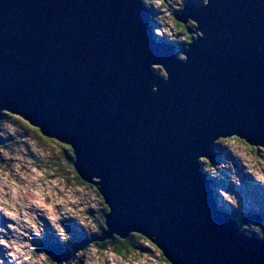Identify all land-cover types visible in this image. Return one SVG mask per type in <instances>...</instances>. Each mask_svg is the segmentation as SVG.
I'll use <instances>...</instances> for the list:
<instances>
[{
	"label": "water",
	"instance_id": "95a60500",
	"mask_svg": "<svg viewBox=\"0 0 264 264\" xmlns=\"http://www.w3.org/2000/svg\"><path fill=\"white\" fill-rule=\"evenodd\" d=\"M152 16L142 0H0V119L71 149L110 208L99 241L135 232L169 264H264L200 163L220 139L264 147V0H189L173 18L193 24L185 61Z\"/></svg>",
	"mask_w": 264,
	"mask_h": 264
},
{
	"label": "rangeland",
	"instance_id": "374dc122",
	"mask_svg": "<svg viewBox=\"0 0 264 264\" xmlns=\"http://www.w3.org/2000/svg\"><path fill=\"white\" fill-rule=\"evenodd\" d=\"M165 1L163 6L156 7L149 3L156 9L157 16L154 20L158 27L156 29L166 31L167 28L169 33L174 34L178 38L177 41L181 42L184 36L172 29V17L173 12L180 9L179 4L182 0ZM169 8L172 12H169ZM191 35L193 37V34ZM153 69L156 74L165 77L160 67L153 66ZM0 135V197L9 199L11 203L10 196L6 195L9 189L3 184V174L7 172L8 179L15 182L18 189L26 187L44 193V204L47 205L55 199L62 201L59 204H52L51 212H49L46 208L30 203L18 193V202L13 205L16 208V219H9L3 212H0V221L5 222L3 231H0V239H4L6 243L11 240L19 245H26L20 249V252L28 256V259L25 260L22 255L18 254L16 260H12L11 257L4 255L11 249H4L0 245V264H16V261H19V264H48L47 254L41 247L47 235L55 236L62 243L68 236V244L65 247L70 246L73 249L69 250V255L72 256L75 253L73 257L80 264H85L86 260L91 261L93 258L90 255V249L95 246H84L81 251H78L75 246L81 234L89 237L90 241L95 239V235H99L98 232L103 222V220L101 222L99 213L103 203L95 187L76 177L72 165L67 160V153L60 147L62 144L58 141L45 138L55 141L54 144H45L40 137L15 119H9L8 122L1 124ZM233 137L224 140L232 141ZM235 139L241 140L236 137ZM245 144L247 143L215 144L221 154L218 164L205 162L201 164V169L215 181L212 187L220 208L231 216L235 215L237 220L232 218L239 224L241 232L245 234L254 232V236L258 238L262 237L264 232V218L258 216L261 218V223L256 222V216L264 214V181L257 180L253 175L250 161L253 157L255 158L256 171L264 176V166H262L264 150L260 146L247 144V148L254 151L246 153ZM26 195L35 199L31 192H27ZM234 200L237 205L235 209L229 202ZM22 205L27 206L22 207ZM3 207L5 206L0 201V208ZM52 214L56 216L55 220L47 218ZM250 218L253 219L249 220ZM25 220L28 221L27 224ZM240 220H245V223L241 224ZM33 225H35V230H33ZM77 233L78 240L76 239ZM61 236L64 237L63 240ZM138 244L141 251L139 254L132 253L134 259L147 258L145 264H169L161 259L156 247L149 248L144 242ZM109 250L112 251L108 247L104 250L97 249V252ZM41 256L43 259H39ZM114 257L112 264H120ZM101 264H110V262L108 259H103Z\"/></svg>",
	"mask_w": 264,
	"mask_h": 264
},
{
	"label": "trees",
	"instance_id": "16d2710c",
	"mask_svg": "<svg viewBox=\"0 0 264 264\" xmlns=\"http://www.w3.org/2000/svg\"><path fill=\"white\" fill-rule=\"evenodd\" d=\"M195 1L199 2V0H195ZM162 6H163V4H162ZM181 8H182V6H181ZM172 24H173V28L172 29L177 30L179 32V34H181L182 36H184L183 40L181 42H178L177 41L178 38L174 34L169 33L170 31H168L167 28L165 29L166 31H165L164 35L166 37H168V39H163V40L166 43H169V44L172 43L174 45H177L176 46V49H177L176 50V53L178 54V57H180L182 55L179 54V50L184 49L186 47V44L193 38L192 35L188 33V31H190V29L192 27H191L190 24H188L186 26L181 25V24H178L174 20L172 21ZM172 32H174V31H172ZM178 46H180V47H178ZM12 117H14V116L13 115H10V114H7V113H3L2 114V117L0 119V126H1V124L8 122L9 119H13ZM25 123H27V122H25ZM30 127H32V126H30ZM32 128H34V127H32ZM0 139H1V135H0ZM0 144H1V141H0ZM64 146L65 147L63 149H65V151L67 153V156H66L67 157V160H68L69 164L72 165V162H73V154H72L71 150L70 151L67 150V149H70L68 146H66V145H64ZM215 150L218 152V156L215 158V162L213 164H218L219 157L221 156V154H220V152L218 151V149L216 147H215ZM205 162H206L205 160H201L200 161L201 164L202 163H205ZM203 172H204V170H203ZM76 177H77V175H76ZM105 209H106V207L103 204V206L100 209V213H99V215L101 217V222H102V220L104 222V215L107 213V211ZM233 215H234V213H233ZM260 216L262 218H264V214H260ZM232 217L235 220H237V218L235 217V215L232 216ZM103 222H102V225L100 226V230L98 232L99 235H95V239L93 241H90V238L89 237H85L83 234H81V236H79L80 238L78 240L77 239L78 238V233H77L76 239L78 241H76L75 248H77L78 251H81L84 246H87V245H91L92 246L93 245L98 250H104V249H106V248L109 247V249H111L112 252L115 253L116 255H119L120 252H124L125 253V256H127L129 254V252H128L129 249L131 250V253H138L139 254V251H141V249H140V245L138 243L139 242H142V240H138L136 238L137 236H140L138 234H135L134 235L133 233H131L125 239H119L118 237H115L114 236L110 240L99 241L98 238L100 237L102 231L104 230ZM248 234L251 235V236H254L255 235L254 232H251V233H248ZM263 235H264V232H263ZM143 239L146 240V241H148L145 238H143ZM73 241H75V240L73 239ZM148 243H150V242L148 241ZM41 247H43V249L45 250V252L47 254V257L49 259V261L47 262L48 264H80V263L76 262L75 259H74V257H73L75 253L73 254V252H72L73 255L72 256L69 255V250H73L70 246H68V247H60V246H58L57 243H56L55 238H53L50 235H47V238L45 239V242L42 243ZM159 254L161 256V259L163 261L167 262L163 258L162 254L160 252H159Z\"/></svg>",
	"mask_w": 264,
	"mask_h": 264
},
{
	"label": "clouds",
	"instance_id": "9594fccd",
	"mask_svg": "<svg viewBox=\"0 0 264 264\" xmlns=\"http://www.w3.org/2000/svg\"><path fill=\"white\" fill-rule=\"evenodd\" d=\"M149 3H151L154 7L161 6L159 3V0H148V2H145V0H142V4H143L144 9L146 11H149V12H151L153 10V9H150L148 7ZM199 3L201 6H204L207 4V0H199ZM151 90L153 92H155V88H152ZM262 150H264V147H262ZM245 151H246V153H248V152H252L254 150L245 148ZM5 155H7V154L5 153ZM250 162L252 164L251 171H252L253 175L256 177L257 180L264 181V176L260 175V173L258 171H256V160H255V158L253 157ZM262 166H264V162H262ZM37 175H39V173H37ZM21 178H23V177H21ZM3 184L7 189H9V191L6 193V195L10 196L11 203H10L9 199H2V197H0V201H2V204L5 206L3 208H0V210H2V212L5 216L10 217L11 219H16V208L13 205L18 202V193L23 195L24 198L28 199L30 203H33L38 207L46 208L49 212H51V205L52 204L62 203L61 200L55 199V200H52L51 203H48L47 205L44 204V202H43V196L45 195L44 193L36 192L33 189L26 188V187L18 189L15 182L8 179V173L7 172H4V174H3ZM27 192H31L32 195L35 196V199L28 197L26 195ZM229 202L233 204L234 209L237 207L235 200L229 201ZM26 206L27 205H22V207H26ZM9 209H11V211H9ZM255 216H256V214H255ZM257 216H260V215H257ZM47 218L49 220H55L56 216L54 214H52V215H49ZM24 222L26 224L28 223L27 220H25ZM32 227H33V230H35V225H33ZM0 231H3V230L0 229ZM63 239H64V237L61 236V240H63ZM258 239L264 240V237H258ZM0 245H2V247L4 249H9V248L11 249V251L6 252L4 255L6 257H11L12 260H16V256L18 254L22 255L25 260L28 259V256H26L20 252V249L22 247H26V245H19V244L15 243L14 241H11V240L6 243L4 239H0ZM128 252H129V254L127 256H125L124 252H120L119 255H116L114 257V253L110 250L107 252H99L98 253L96 248H91L90 249V255L93 259L91 261L86 260L85 264H101L103 259H108L110 264H112L113 257L115 258V260H118L120 262V264H145V259H147V258L134 259L133 254L131 253L130 249L128 250ZM39 259H43V257L41 256V257H39ZM16 264H19V261H16Z\"/></svg>",
	"mask_w": 264,
	"mask_h": 264
},
{
	"label": "snow or ice",
	"instance_id": "6c2138e0",
	"mask_svg": "<svg viewBox=\"0 0 264 264\" xmlns=\"http://www.w3.org/2000/svg\"><path fill=\"white\" fill-rule=\"evenodd\" d=\"M145 2H148V0H145ZM159 3H160V5H162V0H159ZM179 60H180V61H185V56H180V57H179ZM12 118L15 119V120H18L21 124L24 125L25 128H29L30 131H32L33 133H35V135H37L38 137H40V139H41L45 144H54V143H55V141L45 139V136H44V135H41V132L38 131L36 128H30L29 124L25 123V121L22 120V119H20L19 116H14V117H12ZM221 135H231V134H221ZM237 136H238V135H237ZM213 141H214V139L212 140V142H213ZM212 142H211V143H212ZM215 142H216V143H229V142H234V143H238V144H240V143H244L243 140H237V139H235V137H233V140H232V141L220 140V141H215ZM60 147H61V148H64L65 146L62 144V145H60ZM245 148H247V144H245ZM67 150L70 151L71 149H67ZM40 208H43V207H40ZM105 210H106V211H109V210H110V208H109L108 205H107V208H106ZM0 212H2V210H0ZM8 218L10 219V217H8ZM4 223H5L4 221H0V229L3 228ZM133 234L135 235V232H134ZM53 238H55V236H53ZM136 238H137L138 240H142V241H143V242H144L149 248H152V247H153V245L150 244V243H148V241L144 240L142 236H137ZM55 240H56L57 245L60 246V247H65V246H67V244H68V236H67V239H65L63 243H61L60 240H58V239H56V238H55ZM153 250L155 251V249H153Z\"/></svg>",
	"mask_w": 264,
	"mask_h": 264
},
{
	"label": "flooded vegetation",
	"instance_id": "af4514ba",
	"mask_svg": "<svg viewBox=\"0 0 264 264\" xmlns=\"http://www.w3.org/2000/svg\"><path fill=\"white\" fill-rule=\"evenodd\" d=\"M189 0H182V2L179 4V8L181 9V6H183V5H185L187 2H188ZM191 1H193L195 4H200L199 2H197V1H195V0H191ZM164 3H166V1L165 0H162V4H164ZM162 6V5H161ZM151 9H153L152 10V13H153V15L156 17L157 16V13H156V9L154 10V8H152L151 7ZM180 9H178L177 11H174L173 12V17L172 18H174V16H175V14L180 10ZM172 12V9L171 8H169V12ZM174 20V19H173ZM177 23V22H176ZM179 24V23H178ZM188 24H190L191 25V27L193 28V24L191 23V22H187L186 24H181V25H184V26H186V25H188ZM193 37H194V35H193ZM174 45V44H173ZM174 46H177V45H174ZM178 47H180V46H178ZM217 144V143H216ZM260 223H261V221H260Z\"/></svg>",
	"mask_w": 264,
	"mask_h": 264
},
{
	"label": "bare ground",
	"instance_id": "6f19581e",
	"mask_svg": "<svg viewBox=\"0 0 264 264\" xmlns=\"http://www.w3.org/2000/svg\"><path fill=\"white\" fill-rule=\"evenodd\" d=\"M190 32L193 34V31L190 30ZM216 156H218V152L216 151ZM30 196V195H29Z\"/></svg>",
	"mask_w": 264,
	"mask_h": 264
}]
</instances>
